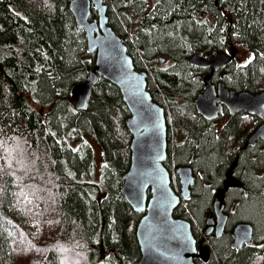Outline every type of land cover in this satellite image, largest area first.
<instances>
[{
	"label": "trees",
	"instance_id": "trees-1",
	"mask_svg": "<svg viewBox=\"0 0 264 264\" xmlns=\"http://www.w3.org/2000/svg\"><path fill=\"white\" fill-rule=\"evenodd\" d=\"M69 1L0 0V264H17V251L25 259L19 264H138L141 258L142 214L121 192L130 167V114L119 89L102 76L86 109L75 110L72 89L87 82L95 53ZM106 2L109 27L134 68L147 73L153 102L165 109L164 165L171 174L179 167L193 172L191 196L173 215L191 222L197 242L232 171L226 230L220 239L208 238L210 260L195 264H264V221L259 227L255 219L264 210L263 143L245 146L262 121L226 109L205 120L195 108L202 72L188 63L197 53L241 48L250 60L212 80L236 93L264 92V0ZM97 18L92 8L89 21ZM88 138L101 149L99 184L86 180L94 169ZM254 201L260 211L239 218ZM241 222L252 225L254 244L234 249L232 230Z\"/></svg>",
	"mask_w": 264,
	"mask_h": 264
},
{
	"label": "water",
	"instance_id": "water-1",
	"mask_svg": "<svg viewBox=\"0 0 264 264\" xmlns=\"http://www.w3.org/2000/svg\"><path fill=\"white\" fill-rule=\"evenodd\" d=\"M98 10V19L89 21L91 6ZM78 28L85 31L87 48L95 53L94 68L88 73L87 82L72 89L74 108L83 111L87 107L93 86L99 76L116 86L122 96L129 118L126 125L132 136L130 142V167L124 176L121 192L126 202L136 213L143 216L136 228V240L141 258L138 264H195L199 259L207 263L211 248L206 244L209 237L220 239L228 224L224 196L233 187L228 174L223 190L213 202V216L205 221L203 238L198 244L190 221L174 218V211L186 204L191 196L195 178L190 167H179L175 175L180 185L178 194L172 187V174L164 166L167 159V125L165 110L153 102L147 88V73L134 68L126 45L108 25L104 0H70ZM237 58V49L229 54L214 53L204 57L197 53L188 60L190 66L209 69L204 75V90L195 99L197 113L207 121H215L227 110L230 116L239 113L257 117L262 123L248 137L245 146L263 143L264 154V92L236 93L223 83L214 86V72L225 70ZM160 61L164 60L160 57ZM254 230L249 223H238L232 230V247L240 249L253 245Z\"/></svg>",
	"mask_w": 264,
	"mask_h": 264
},
{
	"label": "rangeland",
	"instance_id": "rangeland-1",
	"mask_svg": "<svg viewBox=\"0 0 264 264\" xmlns=\"http://www.w3.org/2000/svg\"><path fill=\"white\" fill-rule=\"evenodd\" d=\"M128 35L130 36V41L133 42L132 33L130 32V34L128 33ZM238 56L239 57H238V60L236 62V65L246 64L251 58V55L248 52H246L245 50L241 49V48H238ZM178 103H179L180 107L185 105V101H183V100H180ZM168 114H169L168 115L169 119H170V121L172 123L171 115H170L169 112H168ZM222 122H224V120ZM86 140L91 145V148L93 150V168H94L93 169V174L89 178H87L86 180L88 182H90V183L99 184V183H102V167L101 166L104 164L103 163V159H102L101 149H100L99 145L94 140H92L90 138H88ZM176 183H177L176 182V175L173 172L172 173V187L179 194L180 193V188L177 186ZM185 207H186V205H185ZM233 209H234V207H232V210ZM240 210H241V212L238 215L239 218H245V217L248 218L250 216H253L254 214H257L260 211L259 208H258V204L255 201L246 204ZM263 212H264V210H263ZM263 212H261V214H259V215H257L255 217L256 221L259 224V227H260V224L262 225V223L264 221ZM192 220L195 222V220L193 218H192ZM197 232H199L200 238H203L202 230L200 228H198ZM43 233H44V235L46 234V229L44 230ZM17 257L19 258V259L15 260V262L17 264H19V262L17 260H21V261L25 262V259H24V257L22 255L18 256V251H17V256H15V258H17ZM44 257H45V255H44Z\"/></svg>",
	"mask_w": 264,
	"mask_h": 264
},
{
	"label": "flooded vegetation",
	"instance_id": "flooded-vegetation-1",
	"mask_svg": "<svg viewBox=\"0 0 264 264\" xmlns=\"http://www.w3.org/2000/svg\"><path fill=\"white\" fill-rule=\"evenodd\" d=\"M91 9H92V7H91ZM90 9V10H91ZM204 57H206V56H204ZM238 54H237V58H236V60H235V62H234V64H236V62H237V60H238ZM164 62H165V60H164ZM194 68H196V67H194ZM199 71H201L202 72V75L201 76H204V75H210L211 74V71L209 70V69H206V70H204V69H199V68H197ZM227 69V68H226ZM226 69L225 70H221V71H218V72H214L213 74H212V77H211V82H212V84L214 85V86H217V84H219V83H214V80H212L213 79V77H214V75H216L217 73H219V74H222V73H224L225 71H226ZM226 87V86H225ZM227 88V87H226ZM228 89V88H227ZM229 90V89H228ZM202 93V92H201ZM224 113V112H223ZM165 166V165H164ZM166 167V166H165ZM232 172V171H231ZM229 173L230 175H231V177H232V173ZM142 214V213H141ZM142 216H143V214H142ZM191 223V222H190ZM192 232H193V230H192ZM203 232V231H202ZM193 235H194V233H193ZM209 238H214V237H209ZM208 240V239H207ZM202 241V238H201V240H199V242H197L198 244L200 243ZM207 242V241H206ZM207 244V243H206ZM197 261H200L199 259H196ZM195 260V261H196ZM201 262V261H200ZM203 263V262H202Z\"/></svg>",
	"mask_w": 264,
	"mask_h": 264
}]
</instances>
